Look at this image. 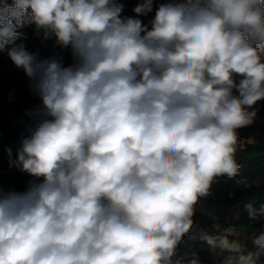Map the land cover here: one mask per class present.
<instances>
[{
	"label": "clouds",
	"instance_id": "obj_1",
	"mask_svg": "<svg viewBox=\"0 0 264 264\" xmlns=\"http://www.w3.org/2000/svg\"><path fill=\"white\" fill-rule=\"evenodd\" d=\"M123 11L0 0V52L42 102L15 160L7 150L34 179L0 187V264H201L177 248L215 179L240 171L237 129L264 100V0H137L149 24ZM29 24L71 64L17 43ZM201 239L240 253L228 264L253 262L228 235ZM254 243L264 248V232Z\"/></svg>",
	"mask_w": 264,
	"mask_h": 264
},
{
	"label": "trees",
	"instance_id": "obj_2",
	"mask_svg": "<svg viewBox=\"0 0 264 264\" xmlns=\"http://www.w3.org/2000/svg\"><path fill=\"white\" fill-rule=\"evenodd\" d=\"M11 2L12 0H8V3ZM120 2L124 4L122 16L141 19L144 24H149L153 18L152 13L137 16L133 12L137 0ZM18 31L23 33V37L17 43H23L30 53H37L38 60L56 56L63 58L64 66L71 64L70 49L59 47L54 36L45 39L43 30H37L34 24ZM30 84L24 70L11 61L7 50L0 52V187L6 191H24L29 181L34 179L9 166L10 157L7 151L11 149V159L15 160L17 149L27 135V126L32 122L28 113L42 106L40 97ZM234 94L238 93L234 91ZM248 111H255L256 115L250 125L237 129L235 158L240 168L238 175L217 177L211 186L213 195L199 199L196 204L199 206H195L192 219L194 223L210 227L211 219L202 214L199 207L214 208L222 216L218 221L221 233L214 237L224 235V230L232 228L228 239L238 242L243 254L253 255L252 264H264V248L254 243L255 237L264 232V214L260 213L264 207V100L258 101ZM238 181L247 183L240 184ZM247 205L257 210L255 220L250 218ZM239 254L236 251H218L204 240L191 248L189 234L184 235L177 248L178 256H184L186 260L195 256L201 264H228L229 258H235Z\"/></svg>",
	"mask_w": 264,
	"mask_h": 264
},
{
	"label": "built area",
	"instance_id": "obj_3",
	"mask_svg": "<svg viewBox=\"0 0 264 264\" xmlns=\"http://www.w3.org/2000/svg\"><path fill=\"white\" fill-rule=\"evenodd\" d=\"M213 195L212 189L210 188L209 194L205 196V198H209ZM196 207L199 205H195ZM200 212L206 215L209 219H211L212 223L210 227H204L200 223H193L191 230L189 231V239L191 241V248L195 246L196 243L202 241L201 235L207 234L210 236H216L218 233H221V229L219 227L218 221L222 217L221 214H218L214 208H201L199 207ZM232 229V228H231ZM224 235H228V233L224 230ZM218 251H222L217 248Z\"/></svg>",
	"mask_w": 264,
	"mask_h": 264
},
{
	"label": "rangeland",
	"instance_id": "obj_4",
	"mask_svg": "<svg viewBox=\"0 0 264 264\" xmlns=\"http://www.w3.org/2000/svg\"><path fill=\"white\" fill-rule=\"evenodd\" d=\"M235 243H237L240 246V244L238 242H235Z\"/></svg>",
	"mask_w": 264,
	"mask_h": 264
}]
</instances>
